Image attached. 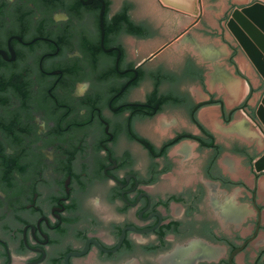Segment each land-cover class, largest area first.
I'll use <instances>...</instances> for the list:
<instances>
[{"label": "flooded vegetation", "instance_id": "flooded-vegetation-1", "mask_svg": "<svg viewBox=\"0 0 264 264\" xmlns=\"http://www.w3.org/2000/svg\"><path fill=\"white\" fill-rule=\"evenodd\" d=\"M105 2L103 34L101 0H0V264H264V205L220 161L252 147L200 116L259 101L196 99L191 52L143 55L157 18Z\"/></svg>", "mask_w": 264, "mask_h": 264}, {"label": "water", "instance_id": "water-1", "mask_svg": "<svg viewBox=\"0 0 264 264\" xmlns=\"http://www.w3.org/2000/svg\"><path fill=\"white\" fill-rule=\"evenodd\" d=\"M101 1L100 23L104 34L106 2ZM121 1L115 0L113 6L118 7ZM202 1V17L205 20L199 16ZM138 2V16L149 14L161 24V35L153 42L141 46L142 54L146 55L160 48V56L174 62L179 61V56L184 51L191 52L197 65L189 83L192 95L198 100L208 99L210 94L223 96L229 108L243 102L247 95L252 94L249 103L255 105L259 101L256 110L257 122L264 132V0ZM180 31L184 32L169 45L163 46L168 38H173ZM220 113L219 104H207L201 109L200 116L208 127L219 133L221 140L225 139L224 135H231L252 147L248 160L242 154L226 151L220 160L222 167L234 178H242L249 188H255L257 200L264 205V136L241 110L233 123L226 128L220 122ZM196 145L195 141H186L190 150H194ZM255 156L258 157L253 160ZM245 191L246 188L241 185L233 189L231 194L239 196ZM245 206L247 208L245 207L244 214L255 213L256 210L248 202ZM262 216L264 219V209Z\"/></svg>", "mask_w": 264, "mask_h": 264}, {"label": "crops", "instance_id": "crops-1", "mask_svg": "<svg viewBox=\"0 0 264 264\" xmlns=\"http://www.w3.org/2000/svg\"><path fill=\"white\" fill-rule=\"evenodd\" d=\"M261 1H263V0H261ZM161 2V1H160ZM162 3V2H161ZM163 4V3H162ZM163 5H165V4H163ZM202 11H201V15H199L200 17L202 16V14H203V1H202ZM167 6V5H166ZM235 6H238V5H235ZM234 6V7H235ZM170 7V6H169ZM235 37V36H234ZM237 40V39H236ZM241 46V45H240ZM242 47V46H241ZM244 50V49H243ZM245 51V50H244ZM246 53V52H245ZM247 54V53H246ZM247 56H248V54H247ZM249 57V56H248ZM249 59H250V57H249ZM251 60V59H250ZM251 62H252V60H251ZM253 63V62H252ZM254 65V64H253ZM255 66V65H254ZM256 68V67H255ZM257 69V68H256ZM241 112L242 113H244L245 114V116L256 126V128L259 130V132L264 136V132L261 130V128H260V126H259V124H258V122L257 121H253L249 116H248V114L245 112V109H241ZM260 155V154H259ZM258 155V156H259ZM258 156H255L254 158H253V160L255 159V158H257Z\"/></svg>", "mask_w": 264, "mask_h": 264}, {"label": "clouds", "instance_id": "clouds-1", "mask_svg": "<svg viewBox=\"0 0 264 264\" xmlns=\"http://www.w3.org/2000/svg\"><path fill=\"white\" fill-rule=\"evenodd\" d=\"M100 203L98 198H93L89 201L90 206H92L94 209L96 206H98Z\"/></svg>", "mask_w": 264, "mask_h": 264}, {"label": "rangeland", "instance_id": "rangeland-1", "mask_svg": "<svg viewBox=\"0 0 264 264\" xmlns=\"http://www.w3.org/2000/svg\"><path fill=\"white\" fill-rule=\"evenodd\" d=\"M226 25H227V23H226ZM231 31V30H230ZM233 34V33H232Z\"/></svg>", "mask_w": 264, "mask_h": 264}]
</instances>
